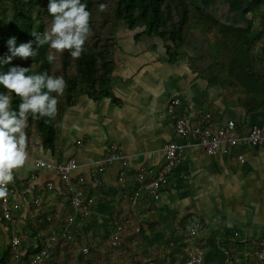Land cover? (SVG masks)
Here are the masks:
<instances>
[{
    "label": "crops",
    "instance_id": "0c3cea01",
    "mask_svg": "<svg viewBox=\"0 0 264 264\" xmlns=\"http://www.w3.org/2000/svg\"><path fill=\"white\" fill-rule=\"evenodd\" d=\"M203 6L220 19V26L246 27L237 0L220 9ZM218 27L194 25L175 60L168 58L159 37L137 39L142 28L117 27L111 93L118 103L110 96L92 99L81 94L62 116L58 150L52 153L36 139L25 164L13 170L9 200L16 234L27 231L31 210L64 200L57 199L63 183L56 169L36 165L35 160L56 164L73 159V179L82 195L94 199L91 217L67 214L69 209L56 212L67 220L66 232L82 231L85 246L110 234L123 239L133 232L139 235L137 253L144 248L168 253L193 222H200L204 232L195 241L206 264H252L250 254L264 243V143L240 140L229 150L207 153L197 144L195 129L205 122L218 127L231 119L245 133L264 124V104L247 90L252 82L241 77L256 72L264 82V41L252 43L247 52L246 41H223ZM181 116L188 125L185 134L175 129ZM170 141L184 146L159 198L141 192L134 207L130 199L135 174L144 170L153 176L165 162L164 147ZM111 143L124 162L99 166ZM38 197L39 205L34 202ZM125 221L129 229H118ZM239 251L246 253L239 256Z\"/></svg>",
    "mask_w": 264,
    "mask_h": 264
},
{
    "label": "trees",
    "instance_id": "16d2710c",
    "mask_svg": "<svg viewBox=\"0 0 264 264\" xmlns=\"http://www.w3.org/2000/svg\"><path fill=\"white\" fill-rule=\"evenodd\" d=\"M237 1L242 7L246 27L220 26V19L214 13L205 10L196 0H81L91 13L90 33L83 46L84 51L79 58H73L69 50L55 53L56 60L50 64L47 61V54L53 50L48 45L37 47L36 37L32 35L42 34L51 26L53 17L47 11L49 0H0V74L7 73L12 67H27L30 68L29 74L47 71L50 75L62 76L66 81V88L58 97L55 118L29 116L26 129L27 148L31 150V147H36L38 138L44 149L55 153L59 148L62 116L67 108L75 104L81 94L92 99L110 96L118 103L111 93V85L116 46L115 33L119 26L130 30L142 28L135 35L137 39L159 37L165 43L170 60L180 57L181 47L196 24L207 27L219 26L223 41L229 39L246 41L248 52V46L250 48L252 43L264 39V0ZM101 4L107 6L103 12L99 11ZM10 38H15L16 47L21 43L31 42L37 54L27 59L12 56L8 44ZM9 57L11 61L6 62ZM230 75L236 74L232 71ZM241 77L252 82L253 86L247 90L254 92L253 94L260 100V105L264 104V82L259 78V74L253 72L252 75L247 76L246 73H242ZM0 92H6L2 85ZM8 94L13 96L12 107L16 110L20 102L19 97ZM61 181L63 193L57 199L63 196L64 200L58 201H63L65 206L60 212L69 209L70 212L67 214H70L74 212L70 203V191L62 179ZM75 213L82 217L79 213ZM59 214L57 215L56 205L53 204L36 212L31 210L29 221L25 225L27 231L18 233L19 243L14 248L10 226L15 222L10 223L3 218L0 211V264H32L33 257L45 247L47 253L40 264H183L185 262L182 239L186 233L177 240V246L168 253L160 250L150 251L149 248L137 253L139 235L133 232L116 244L110 242V234L96 244L85 246L82 231H77L76 234L66 232L67 220ZM122 224L129 229V221ZM76 228L79 230L81 226ZM136 228L138 227L132 225L133 230ZM62 232L69 237L61 236ZM22 236H27L28 239L24 240ZM252 255L250 254L249 260L251 259L254 264L255 258Z\"/></svg>",
    "mask_w": 264,
    "mask_h": 264
},
{
    "label": "clouds",
    "instance_id": "9594fccd",
    "mask_svg": "<svg viewBox=\"0 0 264 264\" xmlns=\"http://www.w3.org/2000/svg\"><path fill=\"white\" fill-rule=\"evenodd\" d=\"M106 5H99L103 12ZM48 13L53 17L51 26L42 34L33 33L37 47L48 45L53 50L47 54L48 63L56 60L55 53L69 50L73 58H79L90 33L91 13L81 0H49ZM15 38L8 41L12 56L32 58L37 52L32 43L15 46ZM11 57L6 62H10ZM30 68L12 67L0 74V85L6 92H0V198L7 196V184L14 179L13 170L22 167L28 159L26 151L28 119L55 118L58 97L66 88L62 76L50 75L47 71L29 74ZM19 97L17 109L12 107L13 96ZM55 93V95H53Z\"/></svg>",
    "mask_w": 264,
    "mask_h": 264
},
{
    "label": "built area",
    "instance_id": "2783aa9c",
    "mask_svg": "<svg viewBox=\"0 0 264 264\" xmlns=\"http://www.w3.org/2000/svg\"><path fill=\"white\" fill-rule=\"evenodd\" d=\"M264 5V1H263ZM264 41V39H263ZM175 129L181 134L188 132V125L183 116L179 117L175 121ZM195 131L198 134L197 144L201 149L207 153H213L218 148L226 151L231 147L235 146L240 140L246 141L250 144H263L264 143V124L253 125L247 132L241 133L237 129V125L233 120H226L222 125L218 127H213L211 124L205 122L196 127ZM184 145L178 144L176 142L170 141L164 147V156L165 162L160 169H158L153 176L147 177L144 170H139L135 174L136 186L131 195V203L135 205L139 194L141 192H146L149 196L156 200L160 196V191L162 185L167 181V178L172 173L173 167L176 163V158L179 151L183 148ZM29 155V149H26ZM122 160L124 162V155L117 149L116 145L111 143L109 153L100 159L99 166H102L104 163H109L113 160ZM240 160H243L240 157ZM36 165L53 167L59 174L60 179L63 180L65 185L70 191V203L74 213H79L83 218L91 217V208L94 202V199L91 196L82 195V190L80 186L77 185V182L73 181L71 175L72 170L76 167V163L73 159H67L64 162L52 164L50 162H45L41 159L35 160ZM121 176L123 172L119 173ZM93 182L98 184L99 179L96 176L92 177ZM11 184H7V196L0 198V211L2 217L8 220L10 223H13L11 213V203L9 200V193L11 191ZM51 184L49 183V186ZM34 202L36 204L41 203V198H35ZM65 206L63 201H58L56 203V211L60 212V209ZM125 224L118 226V229H124ZM10 234L12 238V245L17 247L19 243V236L15 231V223L10 226ZM138 230V228H136ZM204 232V227L200 222H193L184 235L182 241L184 244L185 252V262L183 264H206L204 262L203 250L200 247L199 243L195 241V237L200 233ZM61 236H68L65 232L61 233ZM120 241L118 234H111L110 242L116 244ZM47 253V247H45L41 252H38L32 260V264H40L44 259ZM254 258L257 264H264V243H261L256 250L253 252Z\"/></svg>",
    "mask_w": 264,
    "mask_h": 264
},
{
    "label": "rangeland",
    "instance_id": "374dc122",
    "mask_svg": "<svg viewBox=\"0 0 264 264\" xmlns=\"http://www.w3.org/2000/svg\"><path fill=\"white\" fill-rule=\"evenodd\" d=\"M199 4H201V5H205V6H209V5H212V7H215V8H224V7H228L229 5H230V3H231V1L232 0H208V2H202L201 0H196ZM200 2H202V3H200ZM232 6H233V4H231ZM234 5H236V4H234ZM237 6V5H236ZM233 9V8H232ZM223 16H224V14H223ZM249 17V16H248ZM251 17V16H250ZM246 253V251H239V252H237V254L239 255V256H241L242 254L241 253ZM243 253V254H244ZM230 264H235V263H233L232 261L230 262Z\"/></svg>",
    "mask_w": 264,
    "mask_h": 264
}]
</instances>
